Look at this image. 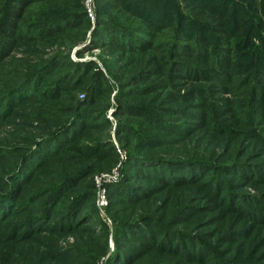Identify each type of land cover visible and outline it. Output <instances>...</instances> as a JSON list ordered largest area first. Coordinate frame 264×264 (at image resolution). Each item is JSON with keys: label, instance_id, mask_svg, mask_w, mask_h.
<instances>
[{"label": "trees", "instance_id": "obj_1", "mask_svg": "<svg viewBox=\"0 0 264 264\" xmlns=\"http://www.w3.org/2000/svg\"><path fill=\"white\" fill-rule=\"evenodd\" d=\"M43 1L0 0V68L4 66L2 60L11 53L18 40H33L35 34L39 32H47L55 37V34L64 32V26H74L78 23L88 25L91 22L84 4L81 7V5H75V2L71 6L63 4L54 7L55 16L53 17H46L38 23L22 25V20L30 10L29 8ZM98 2L103 6L105 4L114 6L116 10L114 17H104L110 9H103V6L97 7ZM93 8L95 28L92 31L93 44L114 41L123 46V50H129L134 54L150 50L157 52L162 45L169 46L168 53L191 57L204 64V67L200 69L206 71L208 75H211L210 77L220 74L229 80L234 76L243 77L245 82L252 80L253 85L242 91L244 96L240 110L241 114H245L243 120L250 123L256 121L255 109L258 110L262 115L263 125L261 126L264 129V97L260 98L256 95V86H259L261 81L264 85V0H93ZM123 14L135 19L139 18L143 23L133 24L134 20L128 22ZM159 37L162 39H158ZM164 55L166 58V54ZM156 56L157 53H151L147 58L154 60L163 58ZM58 57L54 55L43 61L36 71L31 69L24 72L22 79L14 86L8 87L4 95L0 97V103L8 99L12 104L20 102L24 99L21 97L26 95L45 101V104L38 105L33 111L36 116L41 117L40 120H36L33 126L30 125L40 130L38 135H23L24 142L0 145V159L6 158L7 155L13 158V161L6 166L7 171L0 175V218L12 209L11 204L15 195L18 197L20 193L28 190V186L35 185L38 190L27 195L25 202L31 203L33 202L31 200L38 198H42V201L39 205L40 211L29 214V218H25V227L32 223L28 227L29 231L34 230L36 225L45 228L64 226L68 228L72 223L68 221H73L76 213L74 207L79 203L91 202L93 208L89 213L93 217L88 214L83 215H88L98 224L97 235L101 238V241L97 243L89 244L84 241L72 248H65L66 257L63 256L60 259L56 253L47 252L45 257H41L45 264H94L100 254L108 251V241L111 237L114 250L111 252L108 264H143L139 261L141 259L139 256L143 252L164 248L169 250L173 248L182 257L188 254L190 256L188 259L191 258L193 261L194 258H199L202 260L199 262L205 264L229 262L230 259L225 260L227 256L212 258L206 262L211 252V242L208 238L207 240L199 238L198 233L184 235L180 231L171 229L161 216L150 212L151 204L147 198L155 197L158 190L153 191L154 188L147 185L144 180L153 179L164 184L165 186L160 190L165 195L171 192L172 185L179 186L176 188L189 186L187 183L189 179L199 177L196 183L207 185L208 189L213 190L211 196H214V202H220L223 207L221 211L227 209L231 212L236 224L241 222L242 216L250 218L253 223L261 217L258 214L259 210L247 209L239 199L236 200L238 195L233 191L227 190L223 193L225 186L230 184L221 177L214 173L207 177L200 176L202 172L207 173L216 168L213 165L216 163L192 154L165 150L163 151L165 153L153 151L155 148L164 147L167 143H170L167 146H172L170 140L165 141L161 132L175 134L179 132L180 127H185L177 122H171L169 117L155 111L154 108L159 106V97L150 94L160 90L157 85L147 83L140 89L137 95L144 94L146 98L142 101L126 100L120 95L116 97L117 105L121 104V108L125 111L122 114L124 117L126 114L124 120L118 117L113 122L105 116L104 111L108 106V103H105V108L100 110L101 121H92L94 117L91 116L86 122L83 121L81 114L84 112L87 114L88 106L103 94L102 87L106 79L100 68L93 69L97 66L96 63L86 60L74 61L68 56V62L73 63L75 67L66 75L56 79L53 93L58 92V94L48 96L44 90L35 93L40 85L41 76L52 70L51 64ZM177 62L190 66L189 62H183L181 59H177ZM134 76H139V73L126 78L123 81L124 86L133 84L131 78ZM24 82L34 89L22 90L20 86ZM81 87L83 93L73 97V90ZM64 91L68 92V95L62 96L61 92ZM187 93H190V96L193 94L191 91ZM260 94L263 95V90H260ZM95 97L96 100L92 101ZM201 98H203L202 95H199L198 99L195 97L196 103L208 102ZM59 99L67 104L47 105L49 103L47 101L53 102ZM4 108L11 113L9 106ZM173 108L165 107L164 109L170 113ZM110 127L118 143L111 139V132L108 131ZM95 129L97 131L94 133ZM154 130L156 133H152ZM97 132H104L107 139L105 137L102 141ZM9 136L17 138L14 132H11ZM170 148L168 147V150ZM51 157L53 159H50ZM232 160L224 162L220 167L227 165L233 168L235 164L238 173L240 170H246L242 173L245 177L248 173L252 174L255 171L250 167L256 166L247 164L246 161L237 163L236 160ZM118 161H120V176L117 181L107 183L109 200L104 209L110 218V222H107L100 216L95 203L93 174L111 169ZM180 191L187 190L181 188L176 192ZM211 196L208 198H212ZM176 197L179 200L184 199L183 194L176 193ZM122 200L125 205H122ZM143 201L148 205L147 211L141 213L136 219H131L133 211L129 206L132 205L135 210ZM54 208L62 210L52 218L55 214ZM217 214L215 212L210 217L216 218ZM142 220L148 225H144ZM132 226L133 229H130ZM17 230L13 232L12 237H17ZM131 230L139 233L142 239L133 235ZM242 230L236 229L235 225H229L224 232L218 234L215 231L211 235L208 233V236L225 238L230 242L227 250L229 251L234 248L238 240L237 236L242 233ZM129 233L131 239L137 244L125 243L130 238ZM253 235L255 236V233ZM181 238L192 241L190 248L178 243L177 240ZM170 243L173 245L170 246ZM254 245L256 248L263 247L264 242L259 245L255 242ZM249 247L242 244L241 250ZM14 249L12 244L2 246L0 264H14ZM138 253L139 256L136 257ZM69 256L83 258L82 263L70 261ZM158 257L160 256L153 254L150 264H157ZM25 258L21 264H42L40 261L35 263L31 256ZM237 258L233 260L238 264H264V262L253 261L250 256L238 255ZM135 260L136 262L133 263Z\"/></svg>", "mask_w": 264, "mask_h": 264}, {"label": "rangeland", "instance_id": "obj_2", "mask_svg": "<svg viewBox=\"0 0 264 264\" xmlns=\"http://www.w3.org/2000/svg\"><path fill=\"white\" fill-rule=\"evenodd\" d=\"M54 1L59 2L56 3ZM75 2V5H81V7L82 4L86 5L85 0H44L43 2L35 3L24 16L22 25L25 23H38L46 17H53L55 16L54 7L58 5L62 6L63 4L71 6ZM98 6L101 7L103 5L98 2ZM103 9H110V12H106L104 17H114L116 11L114 6L105 4ZM123 16L126 17L128 22L134 20L133 24L143 23L139 18L135 19L127 14H123ZM90 19L91 22L88 25L78 23L74 26H64V32L55 34V37L52 36L53 34L47 32H39L35 34L33 40H18L13 50L11 49V53L2 60L4 66L0 68V97L4 95L8 87L14 86L16 82L22 79L24 72H28L31 69L36 71L40 63L54 55H58L59 57L51 64L52 70L46 75L41 76L40 85L35 90V93L44 90L48 96L58 94V92L53 93L56 79L66 75L75 67L73 63L68 62V56L74 61L80 60L84 62L86 60L96 63L97 66H94L93 69L100 68L106 79V83H103L102 87L103 94L98 97L97 101H95L96 97L92 98V101L95 102L88 106L89 112L81 114L83 121L86 122L91 116L94 117L92 121H101L100 110L105 108V103H108L104 111L105 116L113 122L118 117L124 120L126 114H124L125 117L122 114L125 111L121 108V104L117 105L118 100L116 97L120 95L121 98L126 100L142 101L146 99L144 94L137 95V93L140 92V89L145 84L155 83L157 88L160 89L150 94L159 97V106L154 108L155 111L169 117L171 122H177L185 127H180L181 129H178L179 132L175 134L171 133L172 135L161 132L164 135L163 137H165V141L170 140L172 146H175H167L170 143L165 142L167 144L164 147L155 148L153 151L165 153L163 152L165 150L166 152L192 154L201 156L211 163H216L213 164L216 168L209 170L207 173L202 172L200 176L205 175L207 177L214 173L221 177L225 182L230 184V186H225L226 189H223V193H226L227 190L233 191V193L238 195L236 200L239 199L247 209L259 210L258 214L261 217L258 218L257 222L253 223L250 218L244 216L241 218L240 216L241 222L236 224L233 214L228 212L227 209L221 211L223 207L220 205V202H214V196H211L213 190L208 189L207 185L196 183L199 177L197 179H189L187 181L189 186L176 188L179 186L172 185L171 189H173L171 192L165 195L160 190L165 186L164 184L153 179L144 180L147 185L154 188L153 191L158 190V194L155 197L149 196L147 198V201L151 204L150 212L161 216V219L167 222L171 229L180 231L184 235H195L198 233L200 234L199 238L201 237L206 240L208 238V241L211 242V252H209L210 256L206 258V262L212 258H225L227 256L228 258L225 260L230 259V261L220 264H238V262L233 260V258L238 259V255L250 256L253 261H257L258 263L264 262V245L258 248L254 245L255 242L256 245L264 242V129L261 126L263 125V120H261L262 115L255 109L257 118L254 119L256 121L254 123L244 121L245 114H241L240 110L244 96L242 91L250 87L253 83L252 80L245 82L243 81V77L239 78L237 76L229 80L223 78L220 74L210 77L211 75L200 69L204 67V64L191 57L168 53L169 46L164 47L162 45L157 52L150 50L141 54H134L130 53L129 50H123V46L116 44L114 41L93 44L94 16L90 17ZM36 35L38 36L36 37ZM158 39H162V37ZM151 53H157L156 57L161 56L163 58L159 60L158 58L156 60L147 58ZM164 54H166V58H164ZM177 59L189 62L190 66L188 67L182 64V62H177ZM134 73H139V76L131 78L133 84L124 86L123 81ZM20 87H22V90L29 88V91L34 89L28 83L26 85L25 82ZM260 90H263V95L260 94ZM73 91V97L74 95L78 97L83 93L82 87ZM188 91H191L194 96H190V93H187ZM67 93L64 91L61 92V95H68ZM199 95L203 96L202 100L208 102L206 104L196 103L195 97L198 99ZM256 95L260 98L264 97V85L262 81L259 83V86H256ZM22 98H24L22 101H17L13 104L9 99L4 103H0V145L15 144L19 141L24 142L23 135H38L37 133L40 131L32 128L30 125L33 126L36 120H40L41 117L36 116L33 111L37 109L38 105L45 104V101H39L38 98L29 97L28 95ZM47 102H49L47 105L67 104L60 99ZM4 106H9L11 113H8ZM165 107L174 108L168 113L164 109ZM111 130L112 127L108 130L111 132V139H114V142L118 143ZM95 131L97 130H93L94 133ZM11 132L17 134L16 139L9 136ZM97 133L102 138V141L105 137L107 139V136L103 134L104 132ZM152 133H156V131L154 130ZM168 147H171L170 150H168ZM50 159H53V157ZM232 159L236 160L237 163L246 161L247 164L250 163L256 166L250 167L255 171L252 174L248 173L245 177L242 173L246 170H240L238 173L235 164L233 168L227 165L220 167L226 161H233ZM12 161L13 158L10 155L0 159V175H3V172L7 171L6 166ZM119 164L120 161L112 166L111 169L94 173L93 181L96 174L111 171L114 172L115 176L113 175L114 177L108 181V184L117 181L120 176ZM259 164L261 166H257ZM105 186L107 189V183ZM27 188L28 190L20 193L18 197L15 195L11 204L12 209L0 218V251L3 245H14V264H21L26 259V256L33 257L36 261L35 263L40 261L42 264H45L44 259L42 260L41 257H45V253L47 252L56 253L60 259L66 255L65 248H72L84 241L89 244L101 241V238L97 235L99 232L97 230L98 224L92 220L93 218L88 217L90 215L89 211H92L93 208L91 202L79 203L74 207L76 211L74 219L78 216L80 217L76 221L74 219L73 221H68L72 222L68 228L65 226L45 228L36 225L34 226V230L29 231L28 227L32 223L25 227V218H29V214L40 211L39 205L42 198L31 200L33 201L31 203L30 201L25 202L27 195L38 190V187L35 185L34 187L28 186ZM181 188L187 191L176 192ZM96 190L97 187L95 185V203ZM176 193L183 194L184 199L179 200L176 197ZM210 196L212 198H208ZM107 199L109 200L108 194ZM165 200L167 202H164ZM121 203L125 205L123 200ZM129 207L133 211L131 219H136L148 209L145 201L138 204L135 210L132 205ZM57 210V208H54L55 214L52 218L62 209ZM175 211L176 213H174ZM215 212L218 213L217 217H210ZM225 214L226 216H224ZM90 216L93 217V215ZM142 223L148 225L143 220ZM229 225H235L236 229L243 230L237 236L238 240L235 242L234 248L227 251L230 245L229 241L221 236L218 238L216 236L209 237L208 233L209 235L215 231L218 234L222 233ZM130 229H133V226ZM15 230H17V237L14 238L12 234ZM131 232L138 239H142L140 234L135 230H131ZM254 233L255 236L253 235ZM130 235L129 233L130 238L125 243L130 245L137 244L131 239ZM177 241L183 247L190 248V244H192V241L186 238H181ZM54 244L55 246H52ZM242 244L245 247H250L241 250ZM172 245L170 243V246ZM108 248V251L106 250V252H103L96 258L94 264H108V259L114 250L112 237L109 238ZM153 254L160 256L156 259L158 261L157 264H205L204 262H199L202 261L199 258H194V261L191 258L188 259L190 257L188 254L182 257L173 248L170 250L165 248L149 250L146 253L143 252L141 256L138 253L136 257L139 256V259L141 258L139 260L141 263L150 264ZM161 257H164V259H161ZM68 259L80 263L83 260V258L78 259L75 256H69ZM135 262L136 260L133 263Z\"/></svg>", "mask_w": 264, "mask_h": 264}, {"label": "built area", "instance_id": "obj_3", "mask_svg": "<svg viewBox=\"0 0 264 264\" xmlns=\"http://www.w3.org/2000/svg\"><path fill=\"white\" fill-rule=\"evenodd\" d=\"M85 6H86V10L87 13L90 17L94 16V12H93V8H92V0H85ZM114 172H105V173H100V174H96L94 176V182L95 185L97 187L96 190V204L99 210V213L101 215V217L107 221L110 222V218L108 216H106V212H105V206L108 204V199H107V189H106V183H108V181L110 179H112L114 176Z\"/></svg>", "mask_w": 264, "mask_h": 264}]
</instances>
